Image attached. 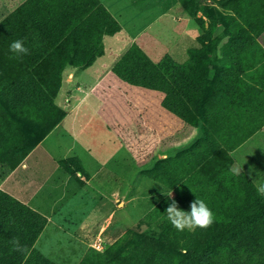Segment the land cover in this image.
Segmentation results:
<instances>
[{"label":"crops","instance_id":"obj_1","mask_svg":"<svg viewBox=\"0 0 264 264\" xmlns=\"http://www.w3.org/2000/svg\"><path fill=\"white\" fill-rule=\"evenodd\" d=\"M214 3L229 34L248 26V40L261 48L216 49L212 15V124L235 141L233 158L257 160L264 148L261 19L248 13L256 3ZM202 32L179 0H0V91H18L0 97V153H26L0 190L46 219L32 249L50 264H81L137 197L140 178L156 184L144 171L186 147L187 122L165 106L166 94L126 80L130 69L117 67L134 49L150 62L186 63L189 47L202 48ZM15 40L29 54L10 52ZM195 111L192 128L203 134Z\"/></svg>","mask_w":264,"mask_h":264},{"label":"rangeland","instance_id":"obj_2","mask_svg":"<svg viewBox=\"0 0 264 264\" xmlns=\"http://www.w3.org/2000/svg\"><path fill=\"white\" fill-rule=\"evenodd\" d=\"M188 1H190L188 3L190 13L188 12V14L201 26L203 31L200 38L202 48L189 47L187 61L183 64L167 57L156 58L148 65L145 62L139 64L140 71L146 70L143 75L148 77L147 81L153 82V85L156 86V72H160L163 77L162 85L169 92V87L172 89L173 95L170 98L165 93L164 104L167 103V107L175 115L187 122L186 147L181 152H178V147H176L166 160L157 163L152 170L144 171L143 174L156 184L152 186L148 181L146 183L145 179L140 178L142 185L138 187L137 197L124 205L122 211L115 218V224L108 228L107 238L99 239L93 246L101 259L108 248L130 231L153 237L158 236L163 227L167 226L172 228L173 235L180 236L181 234L167 220L166 208L172 201H175L178 208L184 211H190V205L195 199L204 200L212 210V201L218 196L223 197L224 202L235 204V207L243 206L246 194L239 191L240 182L249 180L255 187L258 183L264 182V148L262 149L263 153L259 157L257 156V160L252 161L249 157L243 161L240 158H233L232 150L235 141L227 138L225 133L218 134L214 130L211 114L213 110H216L217 105L210 101V81L207 80L212 49V15L217 20L215 27L218 28L215 34L216 49L227 50L230 47L237 50L241 45L244 48L252 49L255 43L252 44V41L248 40L250 38L246 31L248 26L238 25L236 27L238 32L228 33V18L212 8L214 2L221 3L225 0H204L203 2L200 0L196 3ZM227 38H229V42L226 41ZM224 39L226 42H223ZM193 51L198 52L192 54ZM200 51L202 52L200 53ZM142 81L139 80L140 83ZM16 93L18 94V91H0V97H14ZM198 95L203 101L194 105L190 104L191 100L188 97L198 98ZM199 108L202 112V115L198 116L203 120V134H195L192 128L196 124L194 112L198 113L195 110H199ZM171 137V141L177 139V136L172 135ZM25 156L24 152L0 153V180L6 173L16 168ZM144 156L140 155V165ZM66 165L67 163L65 168L68 169ZM237 168L241 169L239 175L234 171ZM159 184L162 186H158ZM5 202L8 201L4 200L2 203L5 204ZM8 204L5 206H10ZM28 216L29 214L26 217ZM114 230L122 231L115 235ZM186 231L190 230L186 229ZM90 258L91 264H102L101 261H98L100 258L96 259L95 256ZM162 260L163 262L167 260L170 264L174 262L171 257H167V259L163 257Z\"/></svg>","mask_w":264,"mask_h":264},{"label":"trees","instance_id":"obj_3","mask_svg":"<svg viewBox=\"0 0 264 264\" xmlns=\"http://www.w3.org/2000/svg\"><path fill=\"white\" fill-rule=\"evenodd\" d=\"M191 1L196 3L200 0ZM228 1L235 0L217 2L223 4ZM247 1L256 3L248 13L261 19L260 30L264 31V0ZM179 2L182 8L189 12L190 1ZM250 25L253 27L252 23ZM251 41L259 46L257 42ZM196 52L193 51L192 54ZM141 62L147 65L150 63L134 49L116 70L119 72L123 67H128L130 72L122 74L126 80H132L142 87L163 91L170 98L173 95L172 89L169 87V92L162 85V73L155 71L157 78L154 86L153 82L147 81L148 77L143 75L146 70H139ZM207 75L209 81L210 69ZM140 79L143 80L142 83L139 82ZM240 183L239 191L246 194L243 206L235 207V204L224 202L223 197L218 196L212 201L213 205L211 204L215 220L208 229L178 231L181 235L177 237L173 235L172 228L167 226L163 227L158 236L153 237L130 231L107 249L103 259L96 250H90L81 264H91V256L100 258L98 261L102 264H170L167 260L163 262V257H171L173 264H264V196L257 193L256 187L249 180ZM4 200L8 201L10 206L6 207L7 203H2ZM0 202V264H50L32 249L46 226V219L1 190ZM14 238L19 240L24 251L14 250Z\"/></svg>","mask_w":264,"mask_h":264},{"label":"clouds","instance_id":"obj_4","mask_svg":"<svg viewBox=\"0 0 264 264\" xmlns=\"http://www.w3.org/2000/svg\"><path fill=\"white\" fill-rule=\"evenodd\" d=\"M10 52L15 56L29 54V49L24 46L22 40H15L9 46ZM237 175L241 173V169L234 170ZM256 191L259 195L264 196V182L258 183ZM167 220L179 232L187 230H195L197 228L206 230L214 223L215 216L206 202L202 199H195L190 205V211L180 210L175 201H172L166 208ZM15 251H24L18 239H13ZM186 251V250H183Z\"/></svg>","mask_w":264,"mask_h":264}]
</instances>
